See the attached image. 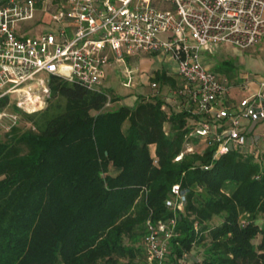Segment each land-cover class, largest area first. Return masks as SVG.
Returning a JSON list of instances; mask_svg holds the SVG:
<instances>
[{
  "label": "trees",
  "instance_id": "16d2710c",
  "mask_svg": "<svg viewBox=\"0 0 264 264\" xmlns=\"http://www.w3.org/2000/svg\"><path fill=\"white\" fill-rule=\"evenodd\" d=\"M217 71L233 78L236 67L223 61ZM50 93L55 102L34 113L11 105L30 126L0 135V264H146L145 221L173 215L165 205L173 184L185 204L171 257L264 264V155L232 150L214 159L209 145L174 160L199 140L188 136V111L168 114L161 99L141 96L104 110L116 100L108 90L57 77ZM215 217L221 222L212 226ZM206 236L201 259L190 258Z\"/></svg>",
  "mask_w": 264,
  "mask_h": 264
},
{
  "label": "built area",
  "instance_id": "2783aa9c",
  "mask_svg": "<svg viewBox=\"0 0 264 264\" xmlns=\"http://www.w3.org/2000/svg\"><path fill=\"white\" fill-rule=\"evenodd\" d=\"M28 21L43 27L31 34L33 26L21 25ZM263 39L264 0H0V99L8 98L0 130L19 121L11 105L26 113L46 107L52 77L100 91L112 56L124 62V56L162 53L184 81L177 93L192 105L188 136L199 139L201 150L215 146L214 159L232 150L257 155L251 128L264 120V76L254 91L228 103L233 84L202 62L201 51L220 45L246 50ZM125 76L127 86L131 70ZM187 147L174 160L192 150ZM184 204L173 184L165 200L173 215L145 221L146 264H187V253L169 255Z\"/></svg>",
  "mask_w": 264,
  "mask_h": 264
},
{
  "label": "crops",
  "instance_id": "0c3cea01",
  "mask_svg": "<svg viewBox=\"0 0 264 264\" xmlns=\"http://www.w3.org/2000/svg\"><path fill=\"white\" fill-rule=\"evenodd\" d=\"M235 49L239 50L238 48ZM239 51L244 50L240 49ZM126 59L124 62H118L112 56L110 63L104 68L102 88L108 90L112 97L116 98V100L111 101L112 104L121 103V105L133 106L140 96L145 99L159 98L163 101L162 107L168 114L186 110L191 114L189 120H194L195 115L193 114L192 105L185 96L177 93L183 87L184 81L177 74L176 63L169 55L162 53H144L130 55ZM126 70H131L132 78L129 85L124 86ZM216 72L227 76L220 71ZM163 73L165 75L163 81L161 79H154L156 74L161 75ZM263 76L257 73L246 74L243 71L239 74L236 70L233 78L227 76L233 84V87L225 100L228 103H233L249 93V91H254L259 86V81ZM152 83H155L156 86L152 87ZM164 127L168 129V123H165ZM254 127L255 125L251 128L252 134H254ZM256 139L258 140L256 149H260V144H264V136H256ZM248 149L251 150L250 148Z\"/></svg>",
  "mask_w": 264,
  "mask_h": 264
},
{
  "label": "rangeland",
  "instance_id": "374dc122",
  "mask_svg": "<svg viewBox=\"0 0 264 264\" xmlns=\"http://www.w3.org/2000/svg\"><path fill=\"white\" fill-rule=\"evenodd\" d=\"M34 23L35 22L33 21H28V22L21 23V25L33 26ZM42 27L43 26H40V25L37 27L33 26L31 34L37 32ZM239 50L235 49L234 47L230 45L208 46L204 50L201 51V60L204 64L208 65L210 69L214 71L215 70L217 71V67H219L223 61H229L236 67V70L239 74L241 73V71H243L246 74H256L257 73L260 76H263L264 75V39L262 42H260L259 44H257L256 46H254L253 48L249 50H244V51H239ZM126 57L127 56H124V61L127 60ZM125 64L127 65L126 62ZM126 81H127V78H126ZM52 102H55V98L50 96L47 101L46 106H48ZM120 105L121 103L112 104V102L110 101L109 105L107 106L105 105L104 110H112L114 108L119 107ZM91 113L93 114L94 111H91ZM17 124L21 127L30 126L28 122L23 120L21 115H20V120L17 122ZM126 126L127 124L123 125V130H125ZM3 132L4 130H0L1 136ZM253 133L255 136H259V137L263 136L264 120H261L258 124L255 125L253 129ZM200 144L201 143L199 140L195 144L191 142V143L186 144L185 149L188 148L187 145H189L190 147H192V150L190 152L192 151L201 152L202 150H201ZM150 150H151V153L153 154V151H154L153 146L150 147ZM258 150L259 151L256 156L260 157L261 159V157L264 155L263 153L264 144L263 143L260 144V149ZM110 171L114 173V170L112 168L110 169ZM220 222H221V219L219 217H215L212 220V222H210V225L216 226ZM257 223L260 225L264 223V215H261L259 217V219L257 220ZM143 236L139 239V244L142 246L144 250V241H143L144 237ZM260 240H261V235H259L254 240V242L257 244L260 242ZM208 241H209V237L206 236L205 240H203L200 244H196L193 246L192 250L188 252V256H190V258L192 259H201V257L203 256V250H204L205 244H207Z\"/></svg>",
  "mask_w": 264,
  "mask_h": 264
}]
</instances>
